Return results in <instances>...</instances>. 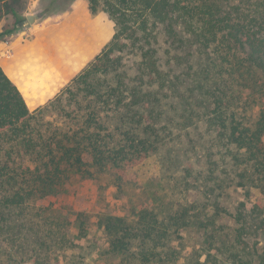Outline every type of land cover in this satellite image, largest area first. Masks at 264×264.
Here are the masks:
<instances>
[{
	"label": "trees",
	"instance_id": "trees-1",
	"mask_svg": "<svg viewBox=\"0 0 264 264\" xmlns=\"http://www.w3.org/2000/svg\"><path fill=\"white\" fill-rule=\"evenodd\" d=\"M17 1L0 0V20L15 16L0 41L24 19ZM100 1L114 33L72 80L75 92L68 93L78 110L67 130L37 128L0 65V264H50L53 253L77 248L72 242L86 234V223L74 234L68 214H53L56 197L99 174L125 193L130 167L199 123L224 148L220 159L234 171L235 186L245 197L255 187L259 198L249 208L238 202L232 229L218 224L227 179L214 174L219 158H210L212 212L188 201L167 208L164 194L152 190L149 209L136 211L130 198L125 214L114 207L95 215L105 264H264V246L245 238L264 234V0ZM97 3L89 0L92 11ZM121 50L136 55L131 73L115 53ZM171 59H183L173 74ZM253 103L256 115L243 112ZM191 230L201 237L197 246L186 243Z\"/></svg>",
	"mask_w": 264,
	"mask_h": 264
},
{
	"label": "rangeland",
	"instance_id": "rangeland-1",
	"mask_svg": "<svg viewBox=\"0 0 264 264\" xmlns=\"http://www.w3.org/2000/svg\"><path fill=\"white\" fill-rule=\"evenodd\" d=\"M95 7V11L90 9L89 0H18L14 4L16 14L21 18L38 9L46 11L35 24L16 26L4 37L3 40L17 41L23 45V51L18 53V63L13 61L14 57H11V62L3 60L4 53L0 56V64L12 75V80L21 88L26 105L36 115L33 121L37 128L46 129L49 126L67 130L77 118L75 114L78 109L68 93L69 90L75 92L72 80L101 52L114 33L113 20L102 10L100 0ZM14 20L12 13L4 14L0 20V30L12 27ZM162 41L163 37H160V50L164 52L166 44ZM125 50L115 53L122 55L125 69L128 68L131 73L134 71L136 55ZM182 61L172 62L171 59L168 67L172 74L181 70ZM245 93L248 91L245 90ZM257 108L258 105L253 103L243 112L254 116ZM179 133V139L175 137V141H171L169 138L174 136L166 137L168 144L125 172L129 187L124 195L117 194L113 187L107 185L108 177L105 174H99L97 180L88 179L73 190L60 194L56 197H60L58 203L52 198L55 199L54 216L61 210L68 214L72 220L70 230L74 234H77V224L83 220L86 234L74 238L72 244L77 245V248H67L64 255L53 253L50 264H105L107 242L102 228L97 226L95 215L114 207L125 214L130 207V198L136 202V211L145 206L149 209L153 205L149 195L152 190L164 194L167 208L175 202L188 201L203 207L207 212L214 211L211 193L206 191V187L214 181L213 175L208 178L205 173L211 166L210 158H219L214 174L221 173L227 179L224 181L225 193L219 202L220 208L225 211L220 212L217 221L225 229L233 228L234 221L229 214L235 212L239 201H244L249 208L259 198V191L253 187L248 197H245V189L235 186V180L231 179L234 171L228 166L229 163L220 159L224 148L212 145L211 134L202 123L190 130L188 136L185 132ZM158 180L162 184H156ZM114 194L119 198L114 197ZM230 235L232 237V232ZM186 237V243L190 246H197L201 240L199 233L192 230L191 235L186 234ZM245 238L249 244L257 241L258 246H264V234L259 231L249 233ZM3 258L6 259L5 253ZM23 264L33 263L27 261Z\"/></svg>",
	"mask_w": 264,
	"mask_h": 264
},
{
	"label": "crops",
	"instance_id": "crops-1",
	"mask_svg": "<svg viewBox=\"0 0 264 264\" xmlns=\"http://www.w3.org/2000/svg\"><path fill=\"white\" fill-rule=\"evenodd\" d=\"M20 43L21 42H17V41H13V40H1L0 41V56L3 55V53H4L5 57H6L5 58L4 56H2V59L3 60L6 59L8 62H11L12 61L11 57H14L13 61H15V63H18V57H19L18 53L23 51V50H21L23 45H20ZM1 67L4 70V72L7 74V76L12 80V75H9L5 71V68L3 67V65H1ZM12 81L15 84V81L14 80H12ZM16 86L19 89V91L22 92L21 88L18 85H16Z\"/></svg>",
	"mask_w": 264,
	"mask_h": 264
},
{
	"label": "water",
	"instance_id": "water-1",
	"mask_svg": "<svg viewBox=\"0 0 264 264\" xmlns=\"http://www.w3.org/2000/svg\"><path fill=\"white\" fill-rule=\"evenodd\" d=\"M46 14L45 9H38L33 12H28L25 14V18L17 23V26H24L27 24H35L39 19H41Z\"/></svg>",
	"mask_w": 264,
	"mask_h": 264
}]
</instances>
